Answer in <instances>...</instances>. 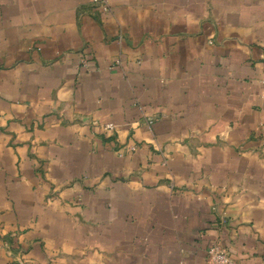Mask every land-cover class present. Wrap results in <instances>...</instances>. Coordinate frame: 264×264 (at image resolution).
I'll list each match as a JSON object with an SVG mask.
<instances>
[{
	"label": "crops",
	"instance_id": "0c3cea01",
	"mask_svg": "<svg viewBox=\"0 0 264 264\" xmlns=\"http://www.w3.org/2000/svg\"><path fill=\"white\" fill-rule=\"evenodd\" d=\"M107 2L0 0V264H264V0Z\"/></svg>",
	"mask_w": 264,
	"mask_h": 264
},
{
	"label": "built area",
	"instance_id": "2783aa9c",
	"mask_svg": "<svg viewBox=\"0 0 264 264\" xmlns=\"http://www.w3.org/2000/svg\"><path fill=\"white\" fill-rule=\"evenodd\" d=\"M92 1L96 6L104 10L111 9L107 0H92ZM87 64H88L87 58L83 57L82 65H87ZM262 82L264 86V78ZM106 127L113 130L115 128V124L110 122L106 124ZM136 147L137 145L134 144L130 146V149L135 150ZM22 264H24V262H22ZM208 264H240V262L235 256H233V254L226 246L222 245L219 242H214L208 248Z\"/></svg>",
	"mask_w": 264,
	"mask_h": 264
}]
</instances>
